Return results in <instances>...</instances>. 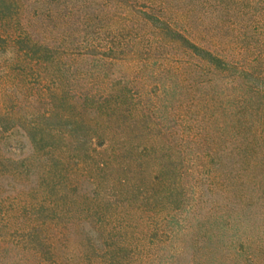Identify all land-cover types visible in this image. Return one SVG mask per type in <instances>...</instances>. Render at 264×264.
I'll return each instance as SVG.
<instances>
[{"label": "trees", "instance_id": "obj_1", "mask_svg": "<svg viewBox=\"0 0 264 264\" xmlns=\"http://www.w3.org/2000/svg\"><path fill=\"white\" fill-rule=\"evenodd\" d=\"M0 264H264V0H0Z\"/></svg>", "mask_w": 264, "mask_h": 264}, {"label": "rangeland", "instance_id": "obj_2", "mask_svg": "<svg viewBox=\"0 0 264 264\" xmlns=\"http://www.w3.org/2000/svg\"><path fill=\"white\" fill-rule=\"evenodd\" d=\"M140 28H142L141 25L139 26V29H140ZM108 31H109V32H105V31L102 32V36H103L105 39H106V38L110 39L111 33H110V29H109V28H108ZM153 32H154V31L147 30V33H148L149 35L153 34ZM113 35H116V34H114V32H113ZM174 53H175V52H174ZM177 54H179V53H177ZM184 57H185V56H184ZM187 59L189 60V57L186 56V57H185V60H187ZM163 80H164V79H163ZM163 80H162V81H163ZM188 258H189V257H188V255H187L186 259L188 260Z\"/></svg>", "mask_w": 264, "mask_h": 264}]
</instances>
